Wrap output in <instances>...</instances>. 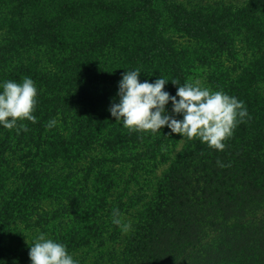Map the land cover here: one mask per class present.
Instances as JSON below:
<instances>
[{"label":"trees","instance_id":"1","mask_svg":"<svg viewBox=\"0 0 264 264\" xmlns=\"http://www.w3.org/2000/svg\"><path fill=\"white\" fill-rule=\"evenodd\" d=\"M134 70L248 116L223 151L129 132L110 108ZM25 77L37 122L0 125V264H31L40 234L77 264H264V0H0V93Z\"/></svg>","mask_w":264,"mask_h":264},{"label":"clouds","instance_id":"2","mask_svg":"<svg viewBox=\"0 0 264 264\" xmlns=\"http://www.w3.org/2000/svg\"><path fill=\"white\" fill-rule=\"evenodd\" d=\"M140 74L139 70L126 71L119 84V103L110 108L111 115L116 121L122 120L123 127L129 132L155 134L167 126L172 133L183 138H199L208 147L223 151L225 141L233 135L238 123L248 116L244 103L223 91H212L201 87L199 82H188L178 87L176 96H171L164 91L167 80L158 78L154 83H142ZM2 87L0 125L12 130L21 121L36 123L33 113L38 91L34 81L25 77L22 83L6 81ZM169 101L173 105L172 111L183 115L182 120L165 114ZM56 123V120H50L46 127L52 128ZM20 129L28 131L22 123H19L18 131ZM112 217V223L123 233L131 230V224L122 221L119 209L113 210ZM29 256L31 264H77L64 244L46 239L44 234H40L30 247Z\"/></svg>","mask_w":264,"mask_h":264},{"label":"rangeland","instance_id":"3","mask_svg":"<svg viewBox=\"0 0 264 264\" xmlns=\"http://www.w3.org/2000/svg\"><path fill=\"white\" fill-rule=\"evenodd\" d=\"M183 146H184V141H181L180 146H179V149H180L181 147H183ZM164 168H165V167L161 168L160 171H161L162 169H164ZM160 171L158 172V175H160V174H159Z\"/></svg>","mask_w":264,"mask_h":264}]
</instances>
